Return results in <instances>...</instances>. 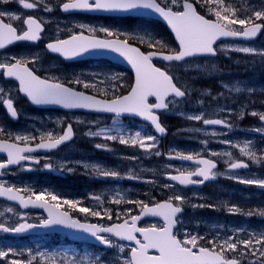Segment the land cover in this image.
Segmentation results:
<instances>
[{"label":"snow or ice","instance_id":"snow-or-ice-1","mask_svg":"<svg viewBox=\"0 0 264 264\" xmlns=\"http://www.w3.org/2000/svg\"><path fill=\"white\" fill-rule=\"evenodd\" d=\"M10 0H0V3L7 4ZM24 9H37L44 0H34V2H26V0H16ZM203 4L207 8L208 13L213 18L201 15L197 11L196 4ZM177 6L182 10H173ZM63 11L69 10H86V11H130L136 9H151L155 13L163 17L175 32L178 40V50L168 49V46L160 39H157L147 31L120 33L103 27L97 29L88 25H80L81 29H87L90 35H85L83 31L78 34L71 35L68 39H57L55 42L48 43L47 49L54 53H59L65 58H74L92 50H111L125 58L135 70V84L127 95H118L113 92L109 99H99L95 95H87L85 92L76 91L74 88L67 87L60 82H53L49 79H41L39 76L27 67L29 62L35 63L37 57L31 60L26 58H16L15 63L0 62V69L4 70V75L15 78L19 81V90L26 94L33 104H58L65 108H83L99 112H108L115 114L116 119L113 120V126L101 127L96 131L89 130L87 135L90 137H103L105 141H118L123 145L138 146L145 151H151L157 147V137L155 135H142L141 131L129 133L119 124V117L124 114L136 115L144 118L159 134H165L166 128L162 125L159 113L168 111L170 107H175L178 103L184 102L192 94L193 89L186 84L178 86V82L174 80V76L170 71H166L157 67L153 63V59H162L169 64L176 62H187L189 58L197 56H215L217 54L216 42L222 37H241L251 40L257 36V33L264 28V24L255 23L257 20L264 19V9L252 11L245 18L237 17V8L226 4L225 0H196V3L190 0H68L60 5ZM46 11H52L50 5L45 6ZM5 18L11 22H5ZM21 21L23 30L18 32V28L12 22ZM240 27L237 28L236 26ZM43 24L33 16L22 17L16 13L6 10H0V49L17 41L35 42L41 38ZM97 31L105 34L111 39H99L95 35ZM121 36L123 38H121ZM138 41L141 44H147L149 48L160 51L143 52L139 47L129 41ZM166 50V51H165ZM233 51L259 55L264 57V50H257L253 47H237ZM195 71H202L200 65H195ZM109 81H117L120 79L118 74H112L106 77ZM74 84L82 85L85 89L94 88L97 92L107 95L109 89H100L97 83L91 80H82L79 77L71 81ZM225 89H229L228 84H224ZM230 91L235 93L242 92L241 87L233 85ZM249 93L254 90L252 88L244 89ZM154 97L155 103H150L149 98ZM198 103H204L198 101ZM0 104L6 106V110L11 118H18L17 109L14 106V100L11 94L0 87ZM231 115L232 109L227 110ZM246 112L242 109L238 113V118L243 119ZM252 116H258L259 120L264 123V112L251 111L247 113ZM183 115V113H181ZM187 119L202 122L203 125H223L231 128L232 125L227 119L206 118L205 113L200 111L198 114H190ZM258 132L264 133V128L256 129ZM0 134H5V129L0 127ZM74 136L72 124H67L62 134H54L52 131H46L39 137V142L32 147L28 141L36 140L33 135H15L9 136V139L0 140V151L6 153V160L0 161V170L7 169L11 165H19L22 161L38 160L31 155L25 153L34 152L37 149H56L61 144L70 141ZM11 141V142H10ZM20 142H23V146ZM225 143H230L225 141ZM96 148L107 149V144H96ZM240 153L250 158L253 162L264 160V156H258L256 151L251 147V142H246L243 147L239 144L235 145ZM156 155H160L157 151ZM212 155H227L231 157V153H212ZM186 161H195L199 166L194 171H180L178 174H168V178L178 182L180 185L203 184L205 181L214 179L217 173L214 171L217 164L213 159L204 158L193 154L176 153L174 157ZM85 168H90L93 173L99 177H119L120 173L114 170L104 168L99 164H84ZM51 169V163L45 165ZM61 168L64 165H60ZM229 169H241L248 167V163L244 160L236 159L228 164ZM68 171H72L71 168ZM198 177V179H193ZM132 179L139 177L132 176ZM152 182V181H149ZM238 182L245 184H255L264 187V180L256 179H240ZM165 187H171L165 185ZM21 191L31 192V195L21 196ZM50 199L45 198V193H37L30 189H19L5 187L0 183V196L7 197L13 201H19L24 207L29 204L38 205L47 208L48 218L43 220L40 225L29 223H20L16 227H8L0 223V231L21 233L34 227H51L54 225H65L70 228L80 229L90 233L98 239L103 245L112 247L114 242L111 236L121 240L134 241L135 247H131L130 256L124 260V264H242V258L256 257L259 254L260 259L254 261L253 264H264V233L257 235L254 232L248 233L247 238H240L239 235L233 234L225 239L217 240L213 238L207 241L209 246H202L201 240L205 238L195 234L185 232L184 238H178L173 229L179 223L178 214L182 213V205L187 203V198L174 194L167 200L156 202L151 206L144 201H125L123 195L118 194V198L113 197L112 202L120 204L123 202L134 203L140 206V214L132 215L131 209L126 213L127 219H123L122 223L113 224L103 227L97 224L81 222L79 219H73L68 211H62V203L66 204L72 210H78L86 216L102 217L106 216L112 219L110 209L94 210L89 207H80V201L63 200L60 197L48 194ZM34 197V198H33ZM93 199L100 202L101 196H94ZM206 205L192 204L191 207H205ZM207 207H215L207 205ZM12 211L11 208L8 209ZM227 211L231 214L241 213L238 206L228 207ZM253 215L252 212L246 213ZM264 216V212L259 213ZM2 215V213H0ZM162 217L164 224L157 227L155 224L149 227H138L137 222L143 216ZM118 219L121 217L118 215ZM239 231H244L243 229ZM111 234V235H104ZM138 234L142 238H138ZM121 252L124 251L123 245H115ZM14 250L8 248L0 250V257H8L9 253ZM231 254V256L229 255ZM37 256L45 264H102L100 259L88 258L87 261L77 260L75 256L68 260H58L55 256L38 253L32 255L29 250V259H13L10 264H33L37 260Z\"/></svg>","mask_w":264,"mask_h":264},{"label":"rangeland","instance_id":"rangeland-1","mask_svg":"<svg viewBox=\"0 0 264 264\" xmlns=\"http://www.w3.org/2000/svg\"><path fill=\"white\" fill-rule=\"evenodd\" d=\"M66 1L68 0H44L39 8L32 10L24 9L19 3H16L13 10L8 11L20 15L22 19L29 14H33L45 21L48 25V32L45 40L51 39L52 37H62L65 33L72 34L78 31H85L87 30L86 28L81 29L79 26L88 25L97 29L106 27L112 31H119L120 33L147 31L157 39L162 40L168 46V49H177L172 32L161 26V21L154 22L152 19L139 22L135 21L133 23L96 21L86 16H81L80 14L62 13L60 5ZM26 2H32V0H26ZM164 2H167V0H164ZM225 3L236 7L237 17L241 19L250 15L252 11L264 9V0H225ZM46 5H50L52 11H46ZM169 6L180 10L179 5L172 6L169 4ZM12 23L18 26L20 25L23 28L21 21H14ZM236 27L239 28L240 26L237 25ZM97 33L104 34L99 31H97ZM22 46L25 47L23 51L11 52V48L10 51L0 53V62L11 61L13 60L12 57L26 58L28 60H31L32 57H37L38 59L35 65L45 69L49 76L57 80L66 81L71 85L74 84L71 81L77 77L82 80H91L97 83L98 88L109 89L108 94L105 96H112L113 92H115V94H120L129 89L132 84L130 72L112 66L110 63L99 65L66 64L56 58H51V62H48L43 57V48L28 46L26 44ZM244 46L253 47L257 50H264V35L260 40L251 43L226 42L224 45L220 46V49L223 51V58L220 62L219 59L196 58L188 60L187 62H181L180 64L167 65L178 75L181 83L191 87L193 92L186 101L178 103L163 116V120L165 118L168 120L171 118L177 119L176 123H167L172 129L171 135L176 134V138L172 135L171 140L166 142L155 135L157 137V147L151 151H145L138 146L123 145L118 141H105L103 137H90L87 135L89 130L96 131L101 127L113 126V120L116 118H104L84 113H67L55 110L51 111V116L35 114L43 119H41V122H36L31 118V115L24 110L26 102L17 95L15 91L16 87L11 85L7 86L6 92H9L11 97L21 106L27 121L20 124H15L13 122L10 124L8 122V130H12L11 133L8 135H0L7 137L15 135L36 136V140L28 141L31 142L38 141L40 135L46 131L60 134L66 127L68 121L74 122L77 129V138L73 143H70L60 152L45 158L46 162L39 168V170L43 171V174L23 175L16 172L8 181L21 188L44 192L45 196L48 197V194L51 193L52 195L60 197L61 202L63 200H76L80 201V207H89L100 211H103V209L111 210L112 219H108L106 216H86L84 213L75 210L84 217L95 219L96 221L123 220L124 217H127L126 213L129 209L132 210V215L140 209V206L134 203H113V197L118 198V194L123 195L125 201H144L150 204L151 200H159L157 195L149 196L151 190H153L155 186H159L160 188H155V192L163 195L165 199H168L174 194H179L187 198V203L185 204L190 207V211L181 217V227L178 229V233L183 237L185 232L202 236L205 239L201 240L200 243L209 246L207 241L213 238L220 240L228 238L233 234L239 235L240 238H247L250 232H254L257 235L264 233V216L259 214L260 212H264V187L252 184L254 185L252 194L253 199L262 195L263 201H257L261 204L260 206L256 205V202L248 207H245L246 205L241 206L243 204L234 203V189L225 181H222V184L230 187L232 191H229L230 195L223 194L219 195L217 198H213V194L211 193L200 194L198 190L187 191L185 189H180L166 180V176L169 173L168 170L171 168L177 169L181 167L170 163V161H167L163 157L165 153L169 154L170 150L193 155L205 154L212 157V153H231V157L227 155H219L218 157L223 158L227 162H231L232 159L238 155L236 159L246 160L251 166L258 168L264 173V160L258 163L253 162L250 158L243 156L239 149L235 147L237 144L243 147L246 142L254 141L253 144H251L252 149L256 151L258 156H264V149H261L264 141V133L256 131V129L264 128V123L259 120L258 116H248L249 114H247L251 111L264 112V92H257L260 89L264 90V80L257 73V71H259V65L264 68V57L232 50ZM195 65H200L202 69L206 70H191ZM230 68L232 69L231 71ZM50 69L51 71H49ZM112 74H118L120 79L117 81L107 80L106 77ZM202 76L205 77L204 81L200 80ZM4 84L3 78L0 77V85ZM224 84H228L229 89H225L223 87ZM233 85L241 87L242 92L235 93L230 91ZM75 87L85 89L82 85L78 84H75ZM221 88H224L230 94H237L238 97L234 102L231 101L234 97H231L230 101H222L213 97L211 103L205 105L198 103V92H204L205 95L213 93V95L216 94L220 96L219 90ZM247 88H252L254 93L252 92V94L248 95L246 98L243 94H250L244 91V89ZM88 90L104 95L97 92L94 88H88ZM256 102L262 107L253 108L252 105ZM228 109L233 110L231 115L228 113ZM242 109L246 114L243 119H240L238 118V113ZM200 111L205 113L206 118H212L210 117L211 114L213 116L219 113L223 115L226 114L224 119H227L232 127L228 128L222 126L213 128L203 125L202 122L187 119L188 115L198 114ZM181 113H183V115H181ZM252 118L254 119L251 121ZM6 124L0 121V127L4 128ZM117 126L123 127L129 133L141 131L142 135H154L152 133L153 130L149 128V126L146 127L142 123L138 124V122H128L119 119V124ZM246 128L248 130L245 131L243 136L240 131ZM213 135H216V138L213 139ZM181 137L185 139L181 140ZM213 140L216 142H213ZM225 141H229L230 143H225ZM105 143L107 144V149L95 147L96 144ZM109 146L111 148H109ZM157 151L160 155L155 154ZM49 163L53 165L51 169L45 167V165ZM84 164H99L106 169L119 172L120 176L99 177L93 173L90 168H85L83 166ZM60 165H64V167L61 168ZM69 168H71L72 171H68ZM191 168H194V166L184 168L183 170H190ZM56 175L60 176V178L56 177ZM73 176L82 180V183L78 186H74L72 189L69 188L68 184L64 183V179L68 180V178ZM132 176L139 178L132 179L130 178ZM243 179L264 180V176H250L249 178L248 176H244ZM68 183L70 184L69 180ZM165 185H170L171 187H165ZM249 187L252 186L250 185ZM97 195L102 198L100 202L93 199V197ZM192 204H203L206 206L193 208L191 207ZM62 205L69 208L66 204L62 203ZM207 205H214L215 207H207ZM233 205L238 206L242 210L241 212H252L255 218H252L250 222L247 220V217L245 218L240 213H229L227 209ZM9 208L12 209L11 212L8 211ZM214 208L216 210L221 208V211L213 214ZM0 213H2V215H0V221L9 225L17 224L18 219H20L23 213H27L28 216L35 218L44 216L42 212H25L14 205L4 202H0ZM118 215L121 219L117 218ZM148 224L158 225V222L151 221L148 222ZM241 229L244 231H239ZM117 244L124 246L123 252L116 246L112 250H108L105 248L93 247L91 245L66 244V236L60 235L42 238H11L0 233V250L6 251L8 248L14 250L12 253H9L8 257H0V264H10L13 259L27 260L30 258L29 250H31L32 255H37L42 252L46 255L55 256L58 260H68L75 256L77 260L86 262L88 258L98 257L102 264H124V260L130 256V249L132 246L129 243L121 241ZM229 255L231 256V254ZM259 259V254H257L256 257H248L243 260L245 264H253L254 261ZM33 264H45V261L37 256V260L33 261Z\"/></svg>","mask_w":264,"mask_h":264},{"label":"flooded vegetation","instance_id":"flooded-vegetation-1","mask_svg":"<svg viewBox=\"0 0 264 264\" xmlns=\"http://www.w3.org/2000/svg\"><path fill=\"white\" fill-rule=\"evenodd\" d=\"M51 1V0H50ZM32 2H34V0H32ZM16 0H10L9 3L7 4H2L0 3V9L1 10H13V7L16 6ZM98 18V17H96ZM107 19H110V17H107ZM116 20H118V18H114ZM45 45V44H43ZM20 46V47H19ZM2 50V53L4 52H7V51H10L11 48H3L1 49ZM25 50V47L22 46V45H16L14 47H12V51L11 52H19V51H23ZM43 56L45 57V59L48 61V62H51V57L52 58H56L58 60H61V58L58 56V55H55V54H49L47 52H44ZM34 66H35V70L38 71V73H40L41 75L45 74V75H48L47 71L45 69H42V68H39L35 65V63H33ZM51 71V69L49 70ZM44 76V75H43ZM49 76V75H48ZM1 77L4 78V75H1ZM51 77V76H50ZM75 86V84H73V87ZM24 110L26 111V113L30 114L31 115V118L33 120H35L36 122H41V117L40 116H37L35 114H41L43 116H48L50 115L51 116V111H55V110H58V111H61L60 109H51V107H48V109H43V110H39V109H36L30 102L27 103L24 107ZM5 110L3 109V104H0V121H3L5 125L4 129H5V132H6V135L10 134L12 130H8V119H7V115L5 114ZM43 120V119H42ZM66 128V127H65ZM64 128V129H65ZM63 129V130H64ZM62 130V132H63ZM62 132L60 134H62ZM0 138H6V136H3V135H0ZM207 154V153H206ZM199 155V154H198ZM201 155H204V156H207L211 159H213L212 156L210 155H205V154H201ZM6 160V157L5 156H2L0 155V161H5ZM246 163H248V165L251 166V164L244 160ZM44 164V160L42 159L39 164H30V163H23L21 164V166L19 168H15V169H22V168H26V169H29V170H32V171H37L39 174H43V171L42 170H39L40 166H42ZM40 165V166H39ZM194 168H197V166H194ZM15 171L14 169H10V170H2L0 171V182L2 183H5V184H11V185H14L13 183L9 182V178L13 177L14 175V172ZM189 171V170H188ZM194 171V170H193ZM226 182V181H225ZM227 183V182H226ZM241 182L239 183H236V184H233V185H238L240 184ZM217 183L216 182H213V188H217L215 187ZM228 184V183H227ZM229 185V184H228ZM248 186H254L252 184H247ZM229 186H232V185H229ZM26 189V188H24ZM26 192V191H25ZM37 193H40L39 191H35ZM27 194L31 195V192H27ZM234 197H235V193H234ZM260 206V205H258ZM26 220H29V221H34V222H42L44 219H45V215L40 217V218H35V217H30L28 216L27 214H23L20 219H18V222H21V221H25Z\"/></svg>","mask_w":264,"mask_h":264},{"label":"bare ground","instance_id":"bare-ground-1","mask_svg":"<svg viewBox=\"0 0 264 264\" xmlns=\"http://www.w3.org/2000/svg\"><path fill=\"white\" fill-rule=\"evenodd\" d=\"M243 7V6H242ZM174 9V8H173ZM155 22V21H154ZM169 45V44H168ZM166 51V50H165ZM205 58H210V57H205ZM240 63V62H239ZM231 65V64H230ZM237 66H239L238 64H236ZM231 67V66H230ZM237 69V68H236ZM243 69H244V67H243ZM232 69L230 68V71H231ZM234 71V70H233ZM178 72V71H177ZM179 74H181V73H179ZM182 75H183V73H182ZM201 81H204L205 80V77L204 76H202L201 77V79H200ZM199 93V101H203L204 103H202L203 105H205V104H207V103H211L212 101H213V93H211V94H207V95H205L204 94V92H198ZM213 106V105H212ZM49 107H51V109H59V108H54V107H52V106H49ZM208 111V110H207ZM209 112V111H208ZM211 114V113H210ZM248 116H251V115H248ZM210 117H212V119H213V115L211 114L210 115ZM248 119V118H247ZM254 118H252L251 119V121L253 120ZM250 121V120H249ZM248 122V121H247ZM166 124V123H165ZM167 125V124H166ZM167 127H168V125H167ZM15 128V127H14ZM169 132H170V130H169V128H167V135H169ZM173 135V137L174 138H176V134H172ZM172 135H171V137L169 138V140H171V138H172ZM181 140H184L183 139V137H181L180 138ZM70 143H72V141H69L68 142V145L70 144ZM109 148H111L110 146H109ZM113 148V147H112ZM117 148V147H116ZM120 148V147H119ZM102 151V150H101ZM100 151V152H101ZM108 151H111V150H108ZM103 152V151H102ZM114 152V151H113ZM112 152V153H113ZM199 156H202V157H204V158H209V157H207V156H204V155H199ZM105 157V156H104ZM107 157V156H106ZM108 159V158H107ZM197 166H199L198 164H196ZM183 171H185V170H183ZM14 173H16V172H14ZM149 173V172H148ZM170 174H172V172H169ZM168 173V174H169ZM148 175V174H147ZM173 175V174H172ZM16 176V175H15ZM14 179V178H13ZM28 180V179H27ZM33 180V179H32ZM166 180H168L170 183H173V184H175V182L173 181V180H171V179H169L168 178V175L166 176ZM26 181V180H25ZM140 184V183H139ZM232 189H234V193H235V199H234V203L235 204H243V205H241V206H244V205H246L245 207H248V206H250L252 203H256L257 201H259V200H262L263 201V196L262 195H260V196H258V197H256L255 199H253V196H252V194H253V191H254V188L253 187H249L247 184H245V183H240V184H238V185H232V186H230ZM159 199V198H158ZM160 199H162V200H164L165 199V197H162V198H160ZM159 199V200H160ZM153 201H155V200H151L150 202L151 203H153ZM150 203V204H151ZM262 203V202H261ZM256 205H261L260 203H258L257 202V204ZM243 208V207H242ZM20 209V208H19ZM244 209V208H243ZM21 210V209H20ZM222 215H224V214H222ZM222 217H224V216H222Z\"/></svg>","mask_w":264,"mask_h":264},{"label":"water","instance_id":"water-1","mask_svg":"<svg viewBox=\"0 0 264 264\" xmlns=\"http://www.w3.org/2000/svg\"><path fill=\"white\" fill-rule=\"evenodd\" d=\"M130 12L131 13H135V14H140V13L143 14L144 13V14L151 15V16H155V17H158V18H163V17H161L159 14L155 13L151 9H136V10H130ZM260 32L257 33V36L260 34ZM224 38H241V37H222L219 40L224 39ZM77 109H83V108H77ZM86 110H88V109H86ZM17 202H19V201H17ZM28 206H31V207H40L38 205H33V204H29ZM65 227H66L65 225H56V228L54 230L65 231V230H67V228H65ZM53 228H54V226H51V227H34V228L28 229V230H26L24 232H21V233H14V232H11V233H13V234H28V233H31V232H33V233H39V232H44V231H50ZM80 235H81L80 236L81 239H84V240L86 239V240H89V241H92V242L101 243L98 239H96L90 233H87L85 231L80 232Z\"/></svg>","mask_w":264,"mask_h":264},{"label":"trees","instance_id":"trees-1","mask_svg":"<svg viewBox=\"0 0 264 264\" xmlns=\"http://www.w3.org/2000/svg\"><path fill=\"white\" fill-rule=\"evenodd\" d=\"M196 1V0H195ZM205 9L207 10V8L205 7ZM144 21H146V20H144ZM164 122L167 124V123H170V124H173V123H176L177 122V119L176 118H171L170 120H168V119H164ZM168 125V124H167ZM168 128H169V130H170V132H169V135H168V138H170L171 137V131H172V129L170 128V126L168 125ZM168 141H169V139H168ZM155 188H160L159 186H155L154 188H153V190H151V192H150V195L149 196H153V195H157V198H162V197H164L163 195H161V194H157V192H155Z\"/></svg>","mask_w":264,"mask_h":264}]
</instances>
